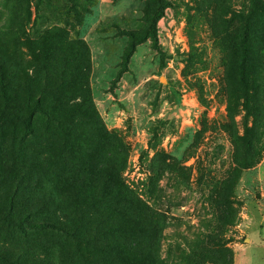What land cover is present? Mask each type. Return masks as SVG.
I'll use <instances>...</instances> for the list:
<instances>
[{
    "label": "rangeland",
    "instance_id": "1",
    "mask_svg": "<svg viewBox=\"0 0 264 264\" xmlns=\"http://www.w3.org/2000/svg\"><path fill=\"white\" fill-rule=\"evenodd\" d=\"M119 188L161 264H264V0H0V264H123Z\"/></svg>",
    "mask_w": 264,
    "mask_h": 264
},
{
    "label": "trees",
    "instance_id": "2",
    "mask_svg": "<svg viewBox=\"0 0 264 264\" xmlns=\"http://www.w3.org/2000/svg\"><path fill=\"white\" fill-rule=\"evenodd\" d=\"M257 38L259 36L256 35ZM46 116H48L46 114ZM254 128H251L248 132H246V136L242 139V142L235 140L233 142L234 152H233V167L227 172L226 179L222 182L228 188L229 192L231 193L237 184L241 173L245 169L251 168L254 164L252 163V159L254 157V146L255 140L259 136V132L257 127L259 126L255 124ZM102 202L106 207L111 204L113 199H118L120 201L125 202L127 205L132 206V208H140V211H136L133 214V217L126 219L123 224L112 226L110 224L109 231L110 232H126L134 234V238L136 241H133L132 245L128 247H116L110 246L108 247L109 250L116 256L119 260L122 261L123 264H161L157 253H156V245H157V238H156V231L157 227L156 224L153 222V213L152 210L148 206H144L142 201H140L136 196H133L126 188L116 189L113 190L109 196L103 197L101 194ZM91 201L93 200V195L90 196ZM91 205V204H89ZM94 212H100V205L94 203L91 205ZM236 214L231 215V218H234ZM227 216V214H226ZM227 217H222L221 220L226 223ZM48 227L54 228L53 224H48ZM85 234L88 237V242H94L96 240V233H89L85 229ZM208 241H213L212 235L207 236ZM133 250L132 252H130ZM225 258H222L221 261H218L215 258L209 257L211 253H208L206 256V262L209 260L211 264L220 263V264H231L232 256L229 251L225 252ZM209 257V258H208ZM198 259L202 258V256H198ZM205 262V263H206ZM203 264V263H202Z\"/></svg>",
    "mask_w": 264,
    "mask_h": 264
}]
</instances>
